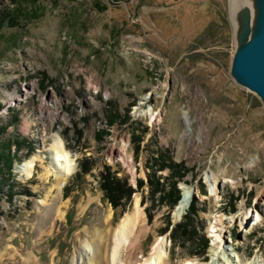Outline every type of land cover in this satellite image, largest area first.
Returning a JSON list of instances; mask_svg holds the SVG:
<instances>
[{
	"label": "rangeland",
	"instance_id": "374dc122",
	"mask_svg": "<svg viewBox=\"0 0 264 264\" xmlns=\"http://www.w3.org/2000/svg\"><path fill=\"white\" fill-rule=\"evenodd\" d=\"M243 1L40 0L41 18L2 32L0 126L8 125L15 154L0 193V256L9 258L2 264H26L31 253L38 264H74L89 251L90 232L109 215L117 227L137 199L152 228L146 257L163 239L170 264H226L227 253L264 264V105L231 72ZM116 115L129 121L110 125ZM57 135L77 166L48 196L55 177L43 175L52 172ZM127 144L130 166L120 156ZM33 158L26 177L22 167ZM85 159L93 168L76 178ZM109 170L135 190L124 207L101 190ZM157 182H177L178 203L182 186L192 187L179 221L178 203L170 209L153 193ZM56 200L61 215L48 211ZM249 211L255 217L243 226ZM220 220L227 253L217 245Z\"/></svg>",
	"mask_w": 264,
	"mask_h": 264
},
{
	"label": "bare ground",
	"instance_id": "6f19581e",
	"mask_svg": "<svg viewBox=\"0 0 264 264\" xmlns=\"http://www.w3.org/2000/svg\"><path fill=\"white\" fill-rule=\"evenodd\" d=\"M235 4L237 0H234ZM255 3L253 5L256 6V0H252ZM252 1L244 0L241 5L237 8L236 11V20L238 22L237 33L241 30L242 23V15L249 14L248 19L243 23H248L251 29H254L255 20L257 15V6L254 9H251L245 6V3L251 4ZM252 5V4H251ZM245 6V10L240 13L238 11L240 7ZM235 17V16H234ZM244 19V18H243ZM245 25V24H244ZM156 119V117H154ZM28 130V129H27ZM48 150V149H47ZM124 154L120 152V156L125 160V162L130 166L132 164L131 157L128 155V144L124 147L123 150ZM50 157H51V167L52 172L50 170H46V173L43 175L44 179L48 180L51 177H55V184L51 191L49 192L48 196L52 194L53 190L61 192L65 182L75 173L77 162L76 159L71 155V153L66 149V146L61 139L60 136L54 139L53 144L49 149ZM40 161V160H39ZM37 158H33L27 161L24 166L22 167V173L26 177H31L34 172V167L36 165ZM28 179V178H27ZM209 182H211L212 187H214V191L217 189V179L214 174L210 175ZM183 194L182 198L175 210V218L179 221L189 210L191 202L193 200V192L192 187L189 185H183ZM54 206H49V212H59L58 215L62 214L61 209L59 207L58 200L54 202ZM48 206V205H46ZM46 212V211H45ZM50 213H48L45 217V221L48 222V218H50ZM255 214H251V211L246 212L242 215V224L245 226L249 221L253 219ZM258 215V213L256 214ZM264 211L260 213L258 216L260 219L263 218ZM54 217V216H53ZM49 220V222L53 219ZM257 217V218H258ZM112 215L107 216V218L103 221V226L97 227L93 234L87 236L91 240V244H87L89 247V251L81 253L78 256V260L74 264H170L168 258V252L164 245V240H157L156 244L154 245L152 253L146 257L144 254V243L143 241L152 230L150 227L146 214L142 208L141 201L139 199L136 200L135 204V212L133 214H129L125 216L120 224L117 227L113 226L112 223ZM236 217H234V220ZM56 220V219H55ZM222 220V219H221ZM220 220V233H217V230L214 231L217 233V245L219 248L225 250V252H229L230 249L227 246V242L223 235L226 231L225 223ZM214 228H217L216 226ZM40 244V243H39ZM234 252H239L238 248L235 247L233 249ZM217 252V251H216ZM227 261L226 264H257L256 260H252L250 263L246 262L245 255H231L227 253ZM14 261L17 258V254L13 255ZM214 256H216L214 254ZM6 260V256H0V264ZM9 259V258H7ZM12 259V258H11ZM218 260V261H217ZM26 264H38L37 258H35V254L31 253L28 258L26 259ZM219 257L214 259L212 262H203L198 259L189 260L185 264H220ZM222 264V263H221ZM259 264V263H258Z\"/></svg>",
	"mask_w": 264,
	"mask_h": 264
},
{
	"label": "trees",
	"instance_id": "16d2710c",
	"mask_svg": "<svg viewBox=\"0 0 264 264\" xmlns=\"http://www.w3.org/2000/svg\"><path fill=\"white\" fill-rule=\"evenodd\" d=\"M4 1L5 0H0V38L2 36V32L5 29L20 28L24 24L33 23L42 16V10L39 4L40 0H6L8 2L7 5L4 4ZM100 10L104 11L106 10V7H103ZM119 121L127 122L129 121V118L121 119L119 115H116L110 119L109 123L110 125H114ZM7 132L8 125L0 126V193L4 184L7 182L5 176L11 175V168H13V163L15 160V154L12 153V145H14V142L12 139L5 138ZM15 143L17 144L18 148L21 147L22 143L20 141L17 140ZM2 165H5L6 171L3 170L4 166L2 167ZM175 166L176 165H174L172 169H175ZM179 167L182 169L181 166H176V168ZM92 168V161L90 159H85L79 165V172L77 173L76 178H84V176L90 173ZM163 168L164 166L159 167L158 169L163 170ZM182 176L183 175H180L179 178L181 179ZM170 185L165 186L157 182L155 188L153 189V193L163 194V197H161V203L166 204L170 209H174L179 200V197L175 195L178 193L177 182L170 183ZM100 187L105 198L114 208L126 206L131 201V198L135 193V190L129 184L127 179L119 178L116 173H111L110 170L107 171L106 174L102 175ZM64 195L66 194L64 193ZM187 229L189 228L183 227L180 230L185 232ZM204 248L206 249V247Z\"/></svg>",
	"mask_w": 264,
	"mask_h": 264
},
{
	"label": "water",
	"instance_id": "95a60500",
	"mask_svg": "<svg viewBox=\"0 0 264 264\" xmlns=\"http://www.w3.org/2000/svg\"><path fill=\"white\" fill-rule=\"evenodd\" d=\"M256 6L254 29L243 23L249 14L240 12V24L243 26L237 36L239 46L232 60L231 72L235 81L254 92L264 105V0H256Z\"/></svg>",
	"mask_w": 264,
	"mask_h": 264
}]
</instances>
